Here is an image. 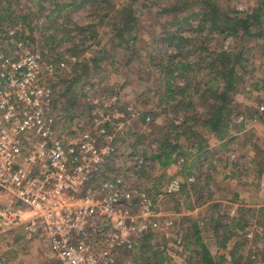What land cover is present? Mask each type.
Returning <instances> with one entry per match:
<instances>
[{
	"label": "built area",
	"instance_id": "built-area-1",
	"mask_svg": "<svg viewBox=\"0 0 264 264\" xmlns=\"http://www.w3.org/2000/svg\"><path fill=\"white\" fill-rule=\"evenodd\" d=\"M3 40L0 238L19 230L11 248L18 250L39 240L61 264H129L120 255L132 251L136 240L151 231L149 219L157 215L158 203L178 194L183 185L194 184L195 175L170 177L158 182L156 189L140 179L152 168L144 146L121 150L115 144L138 114L130 105L121 112L120 95L102 91L97 80L82 85L88 128L64 140L51 124L57 110L49 81L68 71L78 58L65 53L57 62L47 61V51L42 54L25 46L13 30ZM224 50H229L227 43ZM236 122L245 123L243 117ZM226 140L234 148L232 139ZM149 147L158 153L155 142ZM236 156L235 150L228 157L233 161ZM170 161L176 169L187 164L176 153ZM107 167L114 170L95 182ZM7 244L0 239V264L5 261ZM155 250L175 258L168 246Z\"/></svg>",
	"mask_w": 264,
	"mask_h": 264
},
{
	"label": "trees",
	"instance_id": "trees-1",
	"mask_svg": "<svg viewBox=\"0 0 264 264\" xmlns=\"http://www.w3.org/2000/svg\"><path fill=\"white\" fill-rule=\"evenodd\" d=\"M15 7H18L19 11L22 9L23 14L20 13L16 17ZM154 9L156 19L164 17L169 23L161 28L162 31L157 38L158 43L165 45L168 51L152 55L155 43H149L152 46L147 52L150 56L143 64L147 66L145 69L140 68L139 74L145 77L142 82L146 85L151 79L154 81L134 100L133 106L138 114L134 123L138 122L140 128H144L146 124L149 125L147 118H150L163 134V138L158 140V153L152 156V160L165 168L171 164L170 157L173 153L183 156L186 160L190 157L194 162L197 160L195 158L207 157L210 152L207 150L210 144L209 136L219 141L225 140L230 135L231 116L244 114L242 110L245 112L246 109L252 113L248 115H253L257 110L256 105L252 104L246 108L235 101L240 94L239 86L245 83V76L249 72V59L244 56L242 47L226 51L222 49L221 43L227 38L232 39L235 44L236 39L255 37L253 26L264 16V0H257L256 7L250 14L224 7L219 0H71L69 3H62L61 0H25L24 6H21V0H0V46L5 42L3 38L10 29L6 28L4 23L9 21L8 26H17L14 27L17 31L16 38L30 48L36 45L33 33L37 30L40 37L39 46L42 49L40 53L43 54L45 49L49 56L56 58L54 62H57L65 53L76 57L83 56L92 45L98 46L99 33L96 28L102 26L110 32L111 41L116 42L117 47L124 53L130 54L129 57L123 58L125 61L123 67L127 70L132 63V57L136 54L138 44L144 42L140 35L143 24L140 12ZM79 10L88 13L84 24L72 19L71 15ZM187 13L190 15L183 16ZM184 27L190 28L192 31L190 36L183 35ZM258 37L260 38V35ZM212 40L215 41L213 46L210 45ZM262 41L264 47V39L261 43ZM66 43L68 44L66 52H58ZM106 52L101 49L97 56L82 59L71 65L70 72L60 73L49 81L50 87L55 92L58 83H65L66 77L72 75L67 79L69 82L66 88L67 90L75 88L84 81L83 79L88 78L99 63L108 59ZM257 58L264 63V53ZM69 73L70 75H67ZM263 81L261 78L256 79L250 86L251 89L245 91L246 94L250 96L253 93L264 92ZM81 96L79 95V99ZM159 118L161 122L158 125L156 122ZM129 130L130 127L126 129L125 135L118 139L124 146L129 142L127 134ZM127 135L125 140L124 137ZM141 143L135 142L133 145ZM225 148L227 149V144ZM212 153L214 152H210L208 157H213ZM263 154L262 152L263 162L258 163L259 174L264 164ZM189 167L191 168V164ZM186 188L187 186L183 185L182 190L172 197L181 195ZM205 189L209 190V185H205ZM208 214L207 231L219 236V230L223 233L225 230L227 235H232L233 221L223 215L217 218V214ZM253 216L252 210L247 211V222ZM246 220L243 222V219L239 218V223H235L233 227L245 231ZM255 223L262 232L253 230V233L261 240V237H264V208L257 210ZM223 233L221 235L226 236ZM154 237L156 235L153 233H147L136 240L137 262L145 261L141 257L150 253L151 260L148 263L160 264L162 253L152 249ZM180 242L181 254L186 264L226 262L225 254L220 255L217 261L212 258L202 242L200 229L195 221L189 231L180 236ZM125 253L131 258L130 251ZM246 261V264L254 263L249 258Z\"/></svg>",
	"mask_w": 264,
	"mask_h": 264
},
{
	"label": "rangeland",
	"instance_id": "rangeland-1",
	"mask_svg": "<svg viewBox=\"0 0 264 264\" xmlns=\"http://www.w3.org/2000/svg\"><path fill=\"white\" fill-rule=\"evenodd\" d=\"M61 1L62 3H69L71 0ZM219 1L221 2V5H224V7L233 8L234 10L241 13L250 14L255 9L257 0ZM24 3L25 0H21V6H24ZM45 5L47 6V4ZM21 10L19 11L18 7L14 8L16 17L19 16L20 13L23 14ZM140 13L143 19L142 28L140 29V35L141 40H143L144 42L138 44L136 54H134L135 56L132 57V63L130 64L129 68H127V70H124L123 66L125 61L123 60V58L129 57L130 54L128 52L124 53L122 49L117 47L116 42L111 41V34L106 28L98 26L96 29L99 33V45H92L91 48L87 50L83 56H77V62L81 61L82 59H89L91 56H97L98 51L101 49L107 51L106 56L108 57V59H104L101 63H99L97 68L93 69L90 72L88 78L83 79L84 81L75 86V88L71 90H67L66 88L67 83L69 82L67 79L72 77L70 73L67 74L70 76L66 77L65 83H58V88L55 89L57 95H55V92L51 88L53 101L57 110L56 119H54L51 124L54 130L59 133V135L62 136L64 140L76 138L78 137V134H81L83 131H85V129L88 128V125L86 124L88 109L82 98L80 97L79 99V95L81 96L82 92L81 85H83V83L90 80H97L102 91L112 94L118 93L120 95L121 103L123 104V106L121 107V112L123 111L125 105H130L134 109V100L138 97L139 94L148 89V85H151L153 83V79H151L150 83L147 85L143 83L142 80H144L145 77L139 74V70L140 68L145 69L144 67L147 66L143 64L150 56L147 53L152 48L149 43H155L154 47L152 48L154 52L152 53V55L155 53H167V47L162 43L159 44L157 38L162 31L161 28L165 24L169 23L164 17H158L156 19L155 9L149 12L147 10ZM189 15L190 14L187 13L183 16ZM71 16L72 19H77L79 24H84L85 18L86 16H88V13L83 12V10H79ZM8 24L9 21H7V23H4V26L6 28H10L9 30L13 29L16 35L17 31L14 27L17 26H8ZM253 27L255 37L249 36L242 37V39H236L235 44L232 39L227 38L224 39L221 43L222 49H224L227 43L229 49L228 51L232 50V48L242 47L244 56L247 60L249 59V72L245 76V83H241L239 86L240 94L237 95L235 101L238 104L244 105L246 108H248V106H252V104L256 105L257 109L255 110V113L253 112V115H248V113L251 111L246 109V111L244 112L241 109L244 114H235L234 116H231L232 124L229 134H235L239 131L240 127H242L243 131H245L241 135L235 136L234 138H231L232 136L227 137V139H232L231 143L235 149L232 148L228 142H226L227 149L225 148L224 150H215L217 154L215 153V155L211 158L208 157L210 155V152L208 153L207 157H203L202 159L195 158L197 159L195 160V162L192 158L188 157L186 164L187 169L186 167H184L183 169H167L162 167L157 161L152 160V156H154L155 154L152 152L149 145L155 142L159 146L158 140L163 138V134L158 131V128H156L157 126H155L154 122H152L150 118H147V122L149 123V125L146 124L144 128H140L138 122L134 123V121L137 119L136 117L131 119L130 125H126L123 131L124 133H126V129H129L130 127L129 132L127 133L129 137L128 135L124 137L125 140L128 137L129 141L125 143V146L121 144V140L118 141V139L121 138L120 136L115 140V144L121 150L132 148L134 146L133 143L135 142H142L141 144L144 146V154L152 161V168L147 174L142 173L140 175V179L147 183L153 184L155 189L158 182L166 181L170 177H174L176 175L185 176V174H188L189 171H191L195 175L196 181L194 185H190L189 187H187L185 192H183L181 195L166 198L165 200L158 203L156 208L157 215L154 218L149 219L150 229L152 232L148 231L147 233H153L154 235H156V237H154L155 239L152 241L153 251H156L155 248L157 246H168V251L175 256L174 259H171L166 252L157 250L158 252L162 253V261L160 262V264H163L164 262H170L169 260L172 261L170 262L171 264H186L185 259L183 258V254H181L180 250V236L189 231L194 221L200 229V237L203 244L207 247L208 251L215 261L219 259L220 255L225 254L226 262L224 264H246L247 258H249L250 261H253L254 263L251 262L253 264H264V237L262 236L261 240H258L253 233V230H262L256 226V223L255 225H251L252 223L250 222V220L249 222H247L246 214H244L243 218V222L246 220L245 223H247V228L245 231H241L234 227L235 233H232V235H227V232H225V230L223 229L224 233L222 230H219L220 235L215 236L212 231H207L206 227V224L208 223V213H211L213 215L217 214V218L221 217L222 215L225 218H228L225 213L228 211L230 206L226 205L225 207H219V205L217 203L215 204V202L213 201L222 199V196L231 198L232 195L238 193L239 188L246 193L248 192V194L244 195L246 197L245 199H248V201L251 203H253L254 201H258V206H260L259 209L264 208V187L260 189L259 184V187L253 186L250 188L238 186V181L240 179L245 180V178H248L250 176L249 173H246L248 165H246L245 162L247 161V159H245V155L242 153L243 150L247 149V147H243L241 143H246L247 146L260 145L264 147V142L262 141V139L260 138L261 141L259 139L256 140V137L253 134L259 133L264 135V128L261 124V122L264 121V111H259V108L261 106L264 107V92L253 93L252 95L250 94V96L245 92L251 89L250 86L256 79L261 78L264 80V63L263 61H259L257 58L260 54L264 53L263 41L261 43V40L264 39V16ZM191 33L192 31L190 30V28H183L184 36H190ZM33 34L36 40V45L32 49L36 50L37 52H41L42 49H40L39 46V32L37 30H34ZM258 35H260V38L258 37ZM210 45H215V41L212 40ZM67 49L68 44L66 43L58 49V52L65 53V50ZM44 50L45 49H43V52ZM51 53H53V55L55 54V52ZM45 60L54 62L56 61V58L48 55ZM110 63L113 64L111 65ZM70 66L71 65H69V70L66 72H70ZM139 109L142 108L139 107ZM60 117L62 118V120H60L62 122L59 121ZM239 117L244 118V124H239L236 122L238 121ZM255 117L257 118L256 123L253 122ZM160 122L161 119L159 118L156 123L159 125ZM259 122L261 124L259 127L252 128V126L258 124ZM260 131L262 133H260ZM138 137L140 138L138 139ZM210 143L212 144L213 142ZM235 150L236 153H238V156H236V160L231 161L228 157L229 153H233V151ZM190 161L193 162L190 163ZM200 161L202 162L200 163ZM190 164L191 168L189 167ZM234 165L236 166L234 167ZM243 166H246L247 168L245 167L242 172H240ZM113 170L114 168L110 167L102 169L95 182L106 178V174ZM236 172H240L241 175H236ZM114 174L115 173H113L112 175ZM223 184H228V186L224 187ZM205 185H209V190L205 189ZM233 186L238 187L234 188ZM1 200L2 198L0 195V201ZM252 220L254 221L255 219ZM233 222L239 223V219L236 218V220ZM248 224L250 226H248ZM221 233H223V235L226 234V236H222ZM249 234L251 235V237L248 236ZM19 235V230H16L12 233H9L8 235L1 236V242L3 241L8 243L5 251V262L3 264H9V258H12L14 260L17 257L16 255H13L17 252V250L15 252V250L11 248L13 247V244L11 243H14V240ZM160 237H162V239ZM224 237H226V239H224ZM18 250L27 252L21 253L20 259L14 262V264H61L53 257L47 244L39 240L29 242L28 245ZM230 251H232L233 253ZM130 252L131 258L127 256L126 253H124L120 255V260H122V262H128L129 264H150L148 263V261L150 262L151 260L150 253L144 254L141 257L145 261H141L139 263L137 262V260H135V258L137 257L135 255L138 252L137 244L135 245V248ZM10 255L13 256L11 257Z\"/></svg>",
	"mask_w": 264,
	"mask_h": 264
},
{
	"label": "crops",
	"instance_id": "crops-1",
	"mask_svg": "<svg viewBox=\"0 0 264 264\" xmlns=\"http://www.w3.org/2000/svg\"><path fill=\"white\" fill-rule=\"evenodd\" d=\"M261 124H262V127L264 128V121H262ZM261 124L259 122L258 124H255L254 126H252V128H257ZM243 132H245V131H243L242 127H240L238 132H236L233 135L230 134L229 136H232L231 138H234L235 136L241 135ZM260 133H262V132L260 131ZM253 134L255 135L256 140L259 139L261 141V139H262V141L264 142V135L259 134V133H253ZM209 138H210L209 139L210 142H213V143L209 144V147L207 148V150H209L210 152L213 151L214 153H216L215 150H224L225 149L226 142H227L226 139L227 138L225 140H223V141H219V140H217V139H215L214 137H211V136H209ZM241 140H242V138H241ZM241 145L243 147H247V149L243 150L242 153L245 155L244 156L245 159H247V161L245 162V164L248 165V169H247L246 173H249L250 176L248 178H245V180H241L240 179L241 181L240 180L238 181V186L239 187H244V188H247V187L250 188V187H253V186L259 187L258 186V184H259L260 185V189H262L264 187V164L261 167V173L259 174L257 172H258V169H259L258 168V166H259L258 163H262L263 162V158H261V156H262V152L264 153V147L260 146V145H251V146L248 145L247 146L246 143H243V144L241 143ZM256 147H258V149H256ZM214 153H212V154L215 155ZM236 154L238 155V153H236ZM235 166L236 165H234V167ZM239 166H242V165H239ZM245 167L243 166L240 172H242V170ZM165 168L168 169V168H174V167L169 165V166H167ZM240 172H236V175L240 176L241 175ZM243 182H246V183H243ZM256 182H258V183H256ZM223 186L227 187L228 184L227 185L223 184ZM230 186H232V185H230ZM238 186H236V187L233 186V187L237 188ZM245 194H248V192L246 193L245 191H243L242 189L239 188L238 193H235L234 195H232L231 198L222 196L221 197L222 199H218V200L213 201V202H215V204L217 203L219 205V207H225L226 205L230 206L228 211L225 213L226 216H228L230 221H235L236 218L237 219L240 218V220H242L244 218V214H246V212L249 211V210H252V213L254 215L252 219H255L256 218V214H257V210L259 209L260 206H258L259 205L258 201H254L253 200L254 202L251 203V202L248 201V199H245L246 198L244 196ZM252 219H249L250 222L252 223L251 225H255V220L253 221ZM234 224L235 223L232 222L231 230L234 229V227H233ZM248 226H250V225H248ZM232 233H235V231H233ZM15 252H16V250H15ZM23 252H27V251H23V250L19 251V250H17V252L13 254V255H16L17 257L14 260L12 258L11 259L9 258V264H14V262H16L18 259H20L21 253H23ZM13 255H10V256L12 257Z\"/></svg>",
	"mask_w": 264,
	"mask_h": 264
}]
</instances>
